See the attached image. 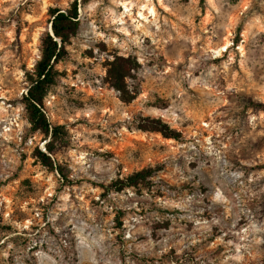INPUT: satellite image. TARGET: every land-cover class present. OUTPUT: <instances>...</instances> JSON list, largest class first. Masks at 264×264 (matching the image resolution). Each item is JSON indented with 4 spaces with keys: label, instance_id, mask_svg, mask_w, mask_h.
<instances>
[{
    "label": "rangeland",
    "instance_id": "1",
    "mask_svg": "<svg viewBox=\"0 0 264 264\" xmlns=\"http://www.w3.org/2000/svg\"><path fill=\"white\" fill-rule=\"evenodd\" d=\"M74 2L43 102L68 134L53 153L65 184L33 157L48 139L22 97L49 10ZM251 104L264 106V0H0V264H264V107ZM146 117L179 140L137 130ZM143 169L148 187L111 188Z\"/></svg>",
    "mask_w": 264,
    "mask_h": 264
},
{
    "label": "trees",
    "instance_id": "2",
    "mask_svg": "<svg viewBox=\"0 0 264 264\" xmlns=\"http://www.w3.org/2000/svg\"><path fill=\"white\" fill-rule=\"evenodd\" d=\"M50 29L41 39L40 57L36 62L33 71L28 74L29 86L25 95L22 97V105L26 114L27 122L32 132H38L47 138L44 148L41 151L35 147L33 152L34 159L47 172L59 176L63 183H70L63 165L56 162L53 158L54 150L57 146H63L67 143V131L63 126H52L43 108V102L49 92V89L56 83L59 75L56 65L66 56V47L70 40L77 34L79 20L77 13V4L74 2L68 11L59 9H50ZM123 75L113 78V87L124 95L126 92L123 86ZM124 101L128 99L123 98ZM255 107H264L262 105L251 104ZM137 130L144 132H154L160 134L163 138L179 140L180 134L171 129L160 119L141 118L137 122ZM152 170L143 169L134 172L124 180H117L111 184L115 191H121L129 187H138L149 185V177ZM9 229L0 225V238L4 232Z\"/></svg>",
    "mask_w": 264,
    "mask_h": 264
},
{
    "label": "bare ground",
    "instance_id": "3",
    "mask_svg": "<svg viewBox=\"0 0 264 264\" xmlns=\"http://www.w3.org/2000/svg\"><path fill=\"white\" fill-rule=\"evenodd\" d=\"M152 12V11H151ZM140 16L139 17H141V14H139ZM227 47L226 46H224L223 48H222V51L223 50H225Z\"/></svg>",
    "mask_w": 264,
    "mask_h": 264
},
{
    "label": "water",
    "instance_id": "4",
    "mask_svg": "<svg viewBox=\"0 0 264 264\" xmlns=\"http://www.w3.org/2000/svg\"><path fill=\"white\" fill-rule=\"evenodd\" d=\"M50 34H51V29H50Z\"/></svg>",
    "mask_w": 264,
    "mask_h": 264
}]
</instances>
